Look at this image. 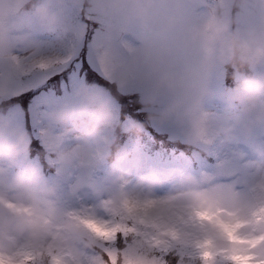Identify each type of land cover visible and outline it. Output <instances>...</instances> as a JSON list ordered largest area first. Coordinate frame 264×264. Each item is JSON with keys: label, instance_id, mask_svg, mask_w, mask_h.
Instances as JSON below:
<instances>
[{"label": "rangeland", "instance_id": "374dc122", "mask_svg": "<svg viewBox=\"0 0 264 264\" xmlns=\"http://www.w3.org/2000/svg\"><path fill=\"white\" fill-rule=\"evenodd\" d=\"M45 2L55 9L57 0H0V62L4 68L13 67L17 59L26 65L39 63L32 62L27 57L26 46L33 42L49 49L48 59L73 54L76 51V34L81 26H86L88 32H91L90 36L98 33L103 39L100 55L109 64V79L99 72L95 64L93 67L98 73L96 78L80 72L76 65L66 76H61L57 83H49L37 93L33 91L35 93L30 95L26 107L13 102L8 104V101L16 99L7 98L10 94L7 79H0V92L3 93L0 95V123H6L9 130L22 129L27 137L26 148L31 144L40 146L45 151L43 154L46 161L55 165L54 174L44 177L38 161L27 157L25 149L19 154L21 158H0V170H4L0 172V180L5 173L13 175L10 168L15 165L18 171L19 168H25L22 172L30 167L39 174L41 183L54 189L56 206L68 214L74 224L81 226L95 243L89 248H81L75 254L54 251L44 254L39 249L23 246H18L12 254L0 244V253L8 256L21 250L31 252L35 256L33 264H39L42 255H45V264H52V256L59 257L66 264H205L200 258V252L208 250L214 253L208 264H229L219 253L221 249L230 248L231 244L217 226L216 219L240 222L241 227L237 234L241 236L260 235L264 232V221L257 220L260 210L264 208H255L248 215L241 216L223 198L226 186L231 185L237 191H242L254 178L255 170L250 165L261 159V153H264V128L256 129L250 138L237 135L233 140L222 141L212 137L207 144L193 145L194 160L203 158L200 155L202 151H208L214 160L210 163L206 160L199 170H191L190 158L182 153L178 155L181 157L179 161L169 160L164 165L160 159L161 154L146 152L136 141L139 137L129 135L125 139L126 143L112 155L115 165H120L117 162L123 163L112 172L109 170L111 162L108 155L95 167H89L87 163L75 158V168L56 162L49 135L54 136L58 144L71 148L82 136L83 125L75 124L71 129L68 123L64 127L52 126L50 129L49 117L61 105L72 100V93L79 85L86 84L106 99L116 113L117 124L111 131L108 145L119 133H130L127 129L134 119L131 123L122 124L119 120L126 118L128 114L136 120L139 118L138 112L143 110L141 98L148 86L141 83L137 76L122 78L118 75V70L137 48L155 46H164L171 50L163 57V70L183 74L184 88L191 84L195 70H199L201 65H208L205 81L207 93L203 97V106L213 117L226 115L237 108L230 100V88L226 87L224 81L226 76H217L216 69L211 65V50L187 41L185 28L190 23L202 20L210 5L233 17L237 25L252 23L264 26V14L260 10L264 8V0H241L240 3L236 0H153L147 15L133 17L121 14L111 18L110 22L116 27L108 29L100 28L97 19L83 14V8H74L70 0H64V11L74 22V31L70 42L63 48H57L52 43L55 33L48 32L41 26L36 8ZM181 90H162L158 97L161 104L167 103ZM6 104L8 107L4 108ZM73 119L82 118L73 117L69 121L72 122ZM149 129L158 134L153 135L159 139L165 137L172 141L185 142L171 126H159L150 122ZM5 138L11 139L7 135L0 137V143ZM212 140H215L213 144ZM136 149L140 153L136 154ZM134 154L137 156L135 162L130 161V155L132 158ZM167 166L168 169H165ZM150 170L170 175L162 176L161 182L150 193L135 196L130 192L131 187ZM85 171L91 173L95 191L86 188L73 192L71 186L76 176ZM69 174L72 175L69 179L71 183L67 184ZM186 177L194 178L198 186L187 185L180 189V181ZM177 194L194 196L195 206L171 210L168 216L149 215L151 206L158 202L166 203ZM0 204L11 206L12 202L0 198ZM197 212L213 214L214 219H201L196 215ZM81 220L95 221L100 234L81 223ZM253 222L258 225L255 231L250 229ZM205 224L215 226L221 242L206 234L195 238L182 235L185 226ZM113 228L117 232L102 231ZM107 234L114 238H106ZM206 240L211 241L207 249L197 247ZM137 241L140 246L136 245Z\"/></svg>", "mask_w": 264, "mask_h": 264}, {"label": "clouds", "instance_id": "9594fccd", "mask_svg": "<svg viewBox=\"0 0 264 264\" xmlns=\"http://www.w3.org/2000/svg\"><path fill=\"white\" fill-rule=\"evenodd\" d=\"M153 0H70L74 8H83V14L99 21L100 28H115L111 18L121 14L141 17L148 14ZM240 3L241 0H236ZM264 14V8L260 9ZM44 30L55 33L53 44L65 47L71 40L74 22L64 11V0H57L53 9L45 2L36 8ZM170 26L172 21L169 22ZM188 42L211 50V65L217 76L233 70L235 86L229 90L230 100L237 105L235 110L221 117H213L203 106L207 93L205 85L208 65H201L192 75L191 84L184 88L183 74L163 70V57L171 50L164 46L139 47L121 65L118 75L122 78L137 76L148 87L141 98L147 121L159 126H171L186 143L207 144L212 137L230 141L237 135L250 138L258 128H264V26L257 24L237 25L233 17L209 6L204 18L190 23L185 28ZM27 57L32 62L48 59V48L37 43L26 46ZM258 69H260L258 71ZM182 89L179 94L164 104L159 100L162 90ZM73 117L82 118L83 134L74 147L58 144L49 135L52 155L56 162L75 168L74 158L89 167L98 166L108 155V139L117 124L115 111L110 103L86 84L79 85L72 93V100L64 103L50 114V125L64 127ZM142 125L132 124L127 131L135 133ZM0 158L13 159L26 149L27 137L22 129L9 130L0 123ZM254 178L244 190L237 191L231 185L225 187L224 200L241 216L255 208H264V153L261 159L250 165ZM4 170H0L3 172ZM170 175L150 170L131 187L130 192L139 197L150 193L161 182V177ZM198 186L192 177L180 181L179 188ZM92 189L95 184L88 171L78 174L71 186L73 192ZM54 189L40 182L36 174L18 173L3 176L0 180V198L11 201V206L0 204V244L8 253H15L18 246L39 249L42 253H77L81 248L91 247L95 241L87 232L73 223L70 216L56 206ZM196 199L190 195L177 194L166 203H156L149 209L153 217L168 216L171 210H183L195 206ZM256 223L250 224L252 231ZM209 235L219 240L212 224L185 226L182 235L195 238ZM140 246V242H136ZM45 264V255L39 258Z\"/></svg>", "mask_w": 264, "mask_h": 264}, {"label": "snow or ice", "instance_id": "6c2138e0", "mask_svg": "<svg viewBox=\"0 0 264 264\" xmlns=\"http://www.w3.org/2000/svg\"><path fill=\"white\" fill-rule=\"evenodd\" d=\"M76 51L67 56H56L41 61L35 65H26L16 60L13 67L5 69L0 62V79L6 78L8 83L9 95L7 98L16 99L22 105H27L30 100L29 93L39 91L48 83H57L61 76H66L76 65L79 71L86 73L91 78H96L98 73L93 67L95 64L99 72L108 78L109 64L105 58L100 55V48L103 45V39L98 33L89 36L86 26H81L75 37ZM109 79V78H108ZM3 93L0 92V95ZM196 215L201 219L213 220V214L207 212H197ZM257 220L264 221V209L260 210ZM217 226L226 235L230 248L221 249L220 253L225 257L229 264H264V232L260 235L241 236L237 232L241 227L240 222H227L216 219ZM81 223L88 228L100 234L97 230L95 221L81 220ZM122 230V229H121ZM105 233H115L116 228L102 230ZM106 238L113 239L110 234ZM211 244V241H204L197 247L205 248ZM214 257V253L208 250L200 252V258L208 264ZM35 256L33 253L21 250L15 255L5 256L0 253V264H33ZM52 264H66L59 257H51Z\"/></svg>", "mask_w": 264, "mask_h": 264}, {"label": "trees", "instance_id": "16d2710c", "mask_svg": "<svg viewBox=\"0 0 264 264\" xmlns=\"http://www.w3.org/2000/svg\"><path fill=\"white\" fill-rule=\"evenodd\" d=\"M138 109H140V107H137ZM140 112V114H142V116H144V117H147L146 116V113H143L142 111H139ZM139 112H138V115H139ZM129 115V114H128ZM136 117H137V115H136ZM158 134H156V136H157ZM161 135V134H160ZM128 136H129V134H128ZM157 139H159V138H157ZM160 140H162L163 142H166V143H172L173 145L174 144H177V143H175L174 141H170L169 139H167V138H165V137H160Z\"/></svg>", "mask_w": 264, "mask_h": 264}]
</instances>
